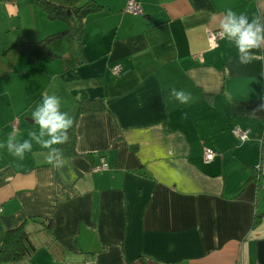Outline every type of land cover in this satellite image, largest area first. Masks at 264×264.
<instances>
[{
  "label": "crops",
  "instance_id": "obj_1",
  "mask_svg": "<svg viewBox=\"0 0 264 264\" xmlns=\"http://www.w3.org/2000/svg\"><path fill=\"white\" fill-rule=\"evenodd\" d=\"M98 1L82 21L84 61L64 69L73 44L32 59L18 43L67 23L5 0L20 32L0 52V145L38 132L27 115L56 95L76 153L56 168L35 141L22 160L0 147V246L19 225L34 245L0 264H264V48L245 65L234 43L209 48L206 38L228 9L264 20V0H137L141 15L126 0ZM173 89L193 101L180 104ZM94 98L103 110L76 115ZM204 147L216 151L208 163Z\"/></svg>",
  "mask_w": 264,
  "mask_h": 264
},
{
  "label": "clouds",
  "instance_id": "obj_2",
  "mask_svg": "<svg viewBox=\"0 0 264 264\" xmlns=\"http://www.w3.org/2000/svg\"><path fill=\"white\" fill-rule=\"evenodd\" d=\"M220 35L234 43L238 52V61L241 64L251 63L253 50L264 48V20L259 16L249 20L247 15L237 14L228 9L219 20ZM171 95L183 105L193 101L192 94L183 89H173ZM261 109H264L262 104ZM32 119L39 127V131H30L29 139L18 141L15 136L10 135L5 144L9 153L14 157L23 159L26 152H30L33 141L42 148L49 149L47 160L56 168H63L67 158L63 151L54 145L65 144L69 141L68 131L73 126V120L67 112L61 111V100L56 95L42 96L41 103L32 112Z\"/></svg>",
  "mask_w": 264,
  "mask_h": 264
},
{
  "label": "trees",
  "instance_id": "obj_3",
  "mask_svg": "<svg viewBox=\"0 0 264 264\" xmlns=\"http://www.w3.org/2000/svg\"><path fill=\"white\" fill-rule=\"evenodd\" d=\"M38 5L49 18L59 19L67 23V27L63 30L51 33L42 39L34 42H20L21 45L35 59L40 56H49L51 58L61 57L66 48V44H73L75 51L63 57V68L68 69L79 65L84 61L82 53V21L83 18L92 12L103 9L97 0H31ZM16 46L12 45L9 48ZM7 49L3 50L5 53ZM105 105L101 98L89 100H79L77 103L76 115L82 112L103 110ZM75 122L69 129V141L65 144L57 145L63 151L64 155L75 154ZM258 213L254 218V224L257 223ZM34 250L28 232L23 225L15 228L7 229L1 246H0V263L11 262L30 256ZM32 264H35L34 262Z\"/></svg>",
  "mask_w": 264,
  "mask_h": 264
},
{
  "label": "built area",
  "instance_id": "obj_4",
  "mask_svg": "<svg viewBox=\"0 0 264 264\" xmlns=\"http://www.w3.org/2000/svg\"><path fill=\"white\" fill-rule=\"evenodd\" d=\"M124 10L130 14L133 15H141L142 14V7L139 4L137 0H126L125 5H124ZM206 38H207V43L209 48H214L217 45V41L222 38L220 35L219 30H207L206 31ZM121 71V66L120 64H115L111 68V72L114 75H118ZM13 130L17 129V121L15 120L12 124ZM233 135L240 141H246L249 139V131L247 129H243L241 127H234L232 129ZM216 154V151L211 148V147H204L203 150V161L205 163L210 162L213 160L214 156ZM101 165H105V163H101ZM241 264V263H239Z\"/></svg>",
  "mask_w": 264,
  "mask_h": 264
},
{
  "label": "rangeland",
  "instance_id": "obj_5",
  "mask_svg": "<svg viewBox=\"0 0 264 264\" xmlns=\"http://www.w3.org/2000/svg\"><path fill=\"white\" fill-rule=\"evenodd\" d=\"M8 13H9V10H8V6L6 5L5 0H0V52L5 46L12 44L11 39L12 37H14L12 34H14L15 32L16 34H19L20 32V29H17L15 31L13 30V27H12L13 25H11L13 23H11L12 20L11 21L9 20ZM10 26H11V29H10ZM65 53L67 52L65 51L64 54ZM27 116L32 117L30 115H27ZM21 123L27 125L28 123L27 119H25V117H22Z\"/></svg>",
  "mask_w": 264,
  "mask_h": 264
}]
</instances>
